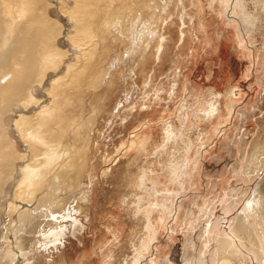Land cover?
<instances>
[{"label": "rangeland", "instance_id": "1", "mask_svg": "<svg viewBox=\"0 0 264 264\" xmlns=\"http://www.w3.org/2000/svg\"><path fill=\"white\" fill-rule=\"evenodd\" d=\"M62 1L50 7L71 52L60 62L65 71L75 52L66 47L73 26ZM114 1L96 4L110 12V28L89 55L90 88L74 90L84 92L78 144L89 156L70 203L86 206L76 211L84 227L66 218L56 244L41 238L50 230L40 227L32 252L27 259L17 252L15 264H184V251L199 244L211 264L213 235L229 227L264 177V165L249 180L242 171L264 139V0ZM12 192L7 204L20 198ZM3 236L0 264L8 261Z\"/></svg>", "mask_w": 264, "mask_h": 264}, {"label": "bare ground", "instance_id": "2", "mask_svg": "<svg viewBox=\"0 0 264 264\" xmlns=\"http://www.w3.org/2000/svg\"><path fill=\"white\" fill-rule=\"evenodd\" d=\"M67 1L66 4L71 6L73 33L69 30L71 35L67 37L66 47L71 44L75 56L73 62H66L64 71L60 64L70 51L60 39L63 23L53 16L55 11L50 7V0H0V234L4 235L2 240L5 237L2 243L8 252V257L5 255L7 264L16 263L13 260L17 252L27 259L40 227L46 226L50 230L43 231L41 238L50 237L53 244L66 236V218L73 225L78 222L79 230L84 227L77 212L85 213L86 206L77 210L70 203L75 198L72 196L75 191L70 189L77 187H73L74 182L80 181V172H85L89 156L88 146L78 144L81 116L78 117L76 106L81 104L84 92L74 93L78 87L89 86L92 78L89 55L93 52V44L106 40L110 12L101 5L97 7L100 0ZM234 5L240 6L241 0H235ZM86 127H89L87 122ZM256 140L246 168L241 169L245 180H249L250 172L257 174L259 167L264 165V139ZM239 170L234 168V173L241 176ZM263 185L264 177L255 185L229 227H222V231L213 235L217 246L211 264H253L254 261L264 264ZM12 189L16 198H20L7 204ZM39 191L41 196L36 194ZM5 204L9 206V222L4 229ZM232 206L229 205L228 210ZM57 215L61 217L60 221L56 219ZM159 217L162 218L161 214ZM214 226H219V220ZM214 226L210 228L213 232ZM188 250L190 252L184 251V264H204L200 244L195 253ZM130 264H136V260Z\"/></svg>", "mask_w": 264, "mask_h": 264}]
</instances>
